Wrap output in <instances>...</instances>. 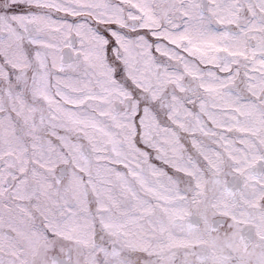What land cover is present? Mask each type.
<instances>
[{
	"label": "snow or ice",
	"instance_id": "1",
	"mask_svg": "<svg viewBox=\"0 0 264 264\" xmlns=\"http://www.w3.org/2000/svg\"><path fill=\"white\" fill-rule=\"evenodd\" d=\"M0 264H264V0H0Z\"/></svg>",
	"mask_w": 264,
	"mask_h": 264
}]
</instances>
